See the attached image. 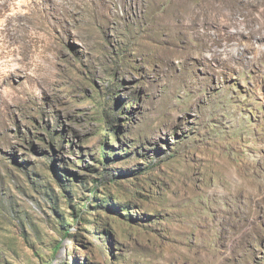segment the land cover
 Instances as JSON below:
<instances>
[{
    "label": "rangeland",
    "instance_id": "obj_1",
    "mask_svg": "<svg viewBox=\"0 0 264 264\" xmlns=\"http://www.w3.org/2000/svg\"><path fill=\"white\" fill-rule=\"evenodd\" d=\"M0 264H264V0H0Z\"/></svg>",
    "mask_w": 264,
    "mask_h": 264
},
{
    "label": "bare ground",
    "instance_id": "obj_2",
    "mask_svg": "<svg viewBox=\"0 0 264 264\" xmlns=\"http://www.w3.org/2000/svg\"><path fill=\"white\" fill-rule=\"evenodd\" d=\"M192 9V8H191ZM173 10V9H172ZM174 11V10H173ZM179 14V13H178ZM177 14V15H178ZM192 14V13H191ZM181 16V15H180ZM179 16V17H180ZM175 17H176V15H175ZM181 18V17H180ZM176 19V18H175ZM184 27V26H183ZM181 32V31H180ZM196 32V31H195ZM153 34H155L154 32L152 33V31L151 30H149V32H148V35L149 36H152ZM201 39H200V42L197 44V45H194V47L195 48H193L194 50H193V53L191 54V53H186V54H184V52H185V49L187 48L186 47V45H184V49H179L177 46H178V44H176L177 46H168V45H164V41L163 40H161V41H159V42H157V44H155V45H150V46H152V48H153V51H152V55H155V56H157V57H159V58H163L164 60H166V62H170V59H168V57H169V53H173V54H176V55H178V56H180V57H182L183 59H181V60H183V63H184V65L187 67L188 66V68L187 69H190L189 67H191V66H193V65H195V64H197L198 62H200V63H202V65L203 64H207V62H210V59L206 56V55H204V51H206L207 49H208V40L210 39L209 38V34H208V32L207 31H203V32H201ZM199 35V36H200ZM198 37V36H197ZM196 37V38H197ZM157 39V38H156ZM184 39H186V38H184ZM154 40V39H153ZM168 41H172V39H170V38H168ZM147 43H145V45H146ZM188 45V44H187ZM190 45V44H189ZM147 46V45H146ZM182 47V46H181ZM150 51V50H149ZM150 54V53H149ZM171 58V57H170ZM192 59H194V61L193 62H195V63H193V62H191L192 61ZM183 63L181 64V66L183 65ZM209 64V63H208ZM210 65V64H209ZM180 68H183V67H180ZM193 68V67H192ZM205 68V67H204ZM209 68V67H208ZM197 70V69H196ZM210 72V71H209ZM194 75V74H193ZM198 78V77H197ZM206 78V77H205ZM204 78V79H205ZM203 79V78H202ZM201 79H200V77H199V79H198V81H200ZM208 82V81H207ZM186 215V218H189V219H192L191 221H185V223H187L188 224V222H194V221H196L197 219H196V216H193V215H191L190 214V212H188V211H186V213H185ZM205 215V214H204ZM200 217V216H199ZM199 219V218H198ZM207 219V218H206ZM179 221V220H178ZM206 221V220H205ZM207 223V222H206ZM195 224V223H194ZM185 228V227H184ZM188 229V228H187ZM186 234V233H185ZM199 247V246H198ZM183 250V249H182ZM184 251V250H183ZM178 254V253H177ZM180 254V253H179Z\"/></svg>",
    "mask_w": 264,
    "mask_h": 264
}]
</instances>
